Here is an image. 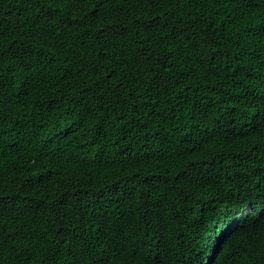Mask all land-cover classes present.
<instances>
[{"label":"trees","instance_id":"1","mask_svg":"<svg viewBox=\"0 0 264 264\" xmlns=\"http://www.w3.org/2000/svg\"><path fill=\"white\" fill-rule=\"evenodd\" d=\"M0 264H264V0H0Z\"/></svg>","mask_w":264,"mask_h":264}]
</instances>
